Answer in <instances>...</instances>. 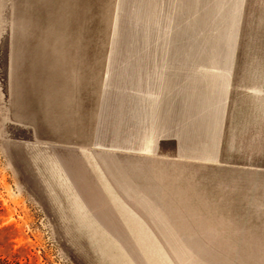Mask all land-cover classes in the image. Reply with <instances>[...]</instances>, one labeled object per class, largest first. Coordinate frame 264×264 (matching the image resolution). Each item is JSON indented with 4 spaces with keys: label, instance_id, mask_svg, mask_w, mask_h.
I'll return each mask as SVG.
<instances>
[{
    "label": "rangeland",
    "instance_id": "374dc122",
    "mask_svg": "<svg viewBox=\"0 0 264 264\" xmlns=\"http://www.w3.org/2000/svg\"><path fill=\"white\" fill-rule=\"evenodd\" d=\"M112 35L124 42H111ZM114 47L162 50V137L98 136L95 96L105 52ZM55 55L64 76L80 78L74 106L55 103L49 122L36 107ZM111 151L137 168L179 167L162 181L136 171L144 176L133 185L148 190L166 216L148 222L173 225L150 228L153 242L141 249L103 233L124 220L108 217L113 196L102 193L100 176L114 179L86 153ZM71 154L90 157L88 179L78 178V162L66 164ZM94 184L101 193L92 192ZM165 230L176 235L158 233ZM0 257L20 264H264V0H0Z\"/></svg>",
    "mask_w": 264,
    "mask_h": 264
},
{
    "label": "crops",
    "instance_id": "0c3cea01",
    "mask_svg": "<svg viewBox=\"0 0 264 264\" xmlns=\"http://www.w3.org/2000/svg\"><path fill=\"white\" fill-rule=\"evenodd\" d=\"M111 42H124L123 36L112 35ZM116 47V46H115ZM106 51L101 84L95 96L94 123L98 136L111 132V139L162 137V50L118 49ZM70 67L74 68V62ZM74 70V69H73ZM73 77L70 90L64 93L62 106H74ZM79 123L83 110L78 104ZM81 128V126L79 127ZM81 131V130H80ZM126 132V133H125Z\"/></svg>",
    "mask_w": 264,
    "mask_h": 264
},
{
    "label": "bare ground",
    "instance_id": "6f19581e",
    "mask_svg": "<svg viewBox=\"0 0 264 264\" xmlns=\"http://www.w3.org/2000/svg\"><path fill=\"white\" fill-rule=\"evenodd\" d=\"M56 35V34H55ZM58 35V34H57ZM57 37V36H56ZM59 37V36H58ZM64 37V36H63ZM62 53V54H69L70 51H56L54 53ZM38 54L44 52H37ZM38 54H36V59L37 61L39 60ZM65 54V55H66ZM58 55V54H57ZM55 55L54 60L52 62L53 66V72L51 73V78L46 80L45 84L41 86L42 83L40 81V97L38 98L37 101V107L36 111L38 113L43 114L47 121L50 120L51 113L49 110V107L55 106L54 104L57 103L58 107L61 106V100L63 99L64 93L68 90H70V85L72 83L71 76H64L61 71H60V63L58 56ZM33 67H36V64L34 62ZM41 79V78H40ZM57 91V92H56ZM63 105V103H62ZM56 107V106H55ZM63 109V106H61ZM50 122V121H49ZM119 146H120V141ZM86 154H91L93 156V160H95V165L98 167V162L101 161L104 163V167H99L100 170H105L108 172V175L114 179V182H108L106 179V175L102 174L100 177L104 180L100 182V185L105 188V190L102 192L103 194L107 196H113L110 197L107 202L109 203L110 206H107L109 210L115 211L112 215L108 217H112L114 219H123V222H118V223H111L107 224V227H110L113 229V231H108V232H103L104 234H114L118 238L120 235H122V240L123 242L125 241L126 243H133L137 246V249H141L142 247L140 245H144L148 242H151L152 240L150 238H147L148 234H154V231H151L150 228H156V229H169L172 228L173 225H170L169 223L166 222H148V219H159L162 218V220L165 218L160 213L159 207L151 200L147 199L149 191L146 190H140L139 186L137 184L133 185L134 180L136 177H143L144 174L138 175L136 174V171H139L140 173L144 172L146 169L151 172L147 174V178L149 180H156V181H162L165 179H173L175 176L171 175L170 173H173L171 171H176L179 170V167L173 166V169H169L166 165L160 166H155L151 165L149 162H145L147 167L144 168H137L134 166V161L135 159H131V161L120 159L118 157L119 154H116L114 152H107V153H96L93 155V153H86ZM75 154H71L72 159L65 161L66 164L69 166L70 169L72 163L78 162L80 166H78L79 170V179H88V175H84V171L86 173V170L89 171V167L85 165L83 166V163H89L91 162L89 159V156H84L83 160L82 158H77L74 156ZM70 156V155H69ZM77 158V160H76ZM84 163V164H85ZM141 163H144L142 160ZM144 165V164H143ZM84 169V170H83ZM94 170V169H93ZM144 170V171H143ZM155 170V171H153ZM181 171V170H180ZM91 172V171H90ZM83 173V175H81ZM173 176V177H172ZM93 178L92 176H90ZM98 179V178H97ZM133 182V183H132ZM148 182V181H146ZM148 187H162V183H156L155 185L149 184V182L146 184ZM166 185V184H165ZM80 187V190L83 192H86V187L88 188L86 184H80L78 185ZM94 190L92 192L98 193L100 192L98 190V184H94ZM136 186V187H134ZM103 188V189H104ZM136 188V189H135ZM117 190V191H116ZM101 193V192H100ZM126 196L127 198L125 199H120L118 196ZM144 195V196H143ZM136 197V198H134ZM130 203L133 205H130ZM140 211V212H139ZM140 220V221H139ZM117 229H126L127 231H121ZM157 233V232H156ZM159 234H168L172 235L175 234L176 232L174 231H159ZM121 238V237H120ZM151 240V241H150ZM116 242L114 240H111L109 243ZM153 242V241H152Z\"/></svg>",
    "mask_w": 264,
    "mask_h": 264
},
{
    "label": "trees",
    "instance_id": "16d2710c",
    "mask_svg": "<svg viewBox=\"0 0 264 264\" xmlns=\"http://www.w3.org/2000/svg\"><path fill=\"white\" fill-rule=\"evenodd\" d=\"M0 264H20L19 262H12L7 258L0 257Z\"/></svg>",
    "mask_w": 264,
    "mask_h": 264
}]
</instances>
